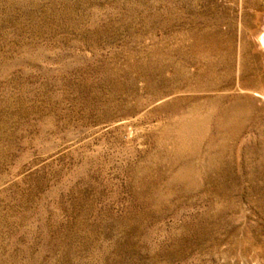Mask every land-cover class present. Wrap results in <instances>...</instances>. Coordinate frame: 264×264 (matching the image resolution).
Instances as JSON below:
<instances>
[{
    "label": "rangeland",
    "instance_id": "1",
    "mask_svg": "<svg viewBox=\"0 0 264 264\" xmlns=\"http://www.w3.org/2000/svg\"><path fill=\"white\" fill-rule=\"evenodd\" d=\"M263 15L0 0V264H264V52L240 46Z\"/></svg>",
    "mask_w": 264,
    "mask_h": 264
},
{
    "label": "bare ground",
    "instance_id": "2",
    "mask_svg": "<svg viewBox=\"0 0 264 264\" xmlns=\"http://www.w3.org/2000/svg\"><path fill=\"white\" fill-rule=\"evenodd\" d=\"M256 15V14H255ZM259 16V15H258ZM262 21V22H260ZM259 21L257 16H254L251 20V25L250 26H246L245 30L243 32V35L240 36V46L241 48L244 47L249 51L255 52V51H263L264 52V15L261 18V20ZM192 25L189 24L188 25V30L186 31V35L185 36H181L180 39L183 40H187V45L191 48V34H192ZM240 30V29H239ZM238 30V31H239ZM224 32V31H223ZM230 34V33H229ZM210 36V35H209ZM186 37V38H185ZM209 39V38H208ZM211 39V38H210ZM226 40V38H225ZM228 40V39H227ZM231 40V39H230ZM215 41V40H214ZM230 42V41H227ZM211 42H209L208 45V49H211V47L214 49V45L212 43V45L210 44ZM230 44V43H229ZM238 44V43H237ZM220 47V46H219ZM221 48V47H220ZM239 51V50H238ZM218 54V53H217ZM208 56V55H207ZM210 56V55H209ZM208 56V60L206 62V68H207V73L209 74V78H208V85L206 87V91L208 92V96H207V100L209 102L208 104V128H209V132L213 133V131L215 130L212 126V116L214 115L215 111H214V106L219 103L220 101H222V99H224L226 97L224 91L228 89L224 88L221 84V82H218L215 80V78H213L212 76H214L213 70L215 69V62L211 61V58ZM217 56V55H216ZM213 57V56H212ZM218 63V62H217ZM262 65L264 67V54H263V60H262ZM205 68V69H206ZM218 68V67H217ZM206 71V70H205ZM223 74V73H222ZM218 75V74H217ZM237 86V85H236ZM256 86H257V91L254 92V94H256L257 96H259L260 98L264 99V76L262 77L261 75L258 76V80L256 81ZM192 90L191 87L186 86L183 91L186 93H189ZM233 95V94H232ZM223 114H220V121H222L223 119L226 118V111L222 112ZM215 124V123H214ZM220 128V127H219ZM208 145L210 148H213V146L215 145L216 141L215 138L213 136H210L208 138Z\"/></svg>",
    "mask_w": 264,
    "mask_h": 264
}]
</instances>
